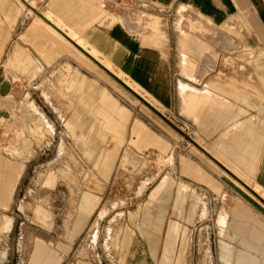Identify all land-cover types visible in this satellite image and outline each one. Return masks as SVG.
Returning <instances> with one entry per match:
<instances>
[{
  "label": "crops",
  "instance_id": "1",
  "mask_svg": "<svg viewBox=\"0 0 264 264\" xmlns=\"http://www.w3.org/2000/svg\"><path fill=\"white\" fill-rule=\"evenodd\" d=\"M19 2L0 0V12L9 21L6 26L0 20V49L23 9ZM41 15L57 27L38 16L36 27L29 25L22 38H35L39 53L30 57L27 50L34 48L28 45L11 63L27 73L29 65L35 66L43 79L55 72L60 77L69 69L63 94L73 106L67 127L80 158L62 147L68 159L49 171L44 183L55 185L60 178L71 192L72 184L87 188L72 200V211L66 214L65 242L36 235L28 264H59L98 205L121 142L115 135H126L129 120L126 109L107 93L113 79L140 95L135 93L145 116L154 112L150 120L155 125L146 118H132L121 164L132 163V146L168 149L186 190L198 193L202 203L212 199L219 209L231 208L241 223L242 249L234 254L235 264H264V219L249 211L264 204V0H44ZM226 56L234 65L237 58L241 64L245 60L246 66L231 69ZM97 97L103 103L96 108ZM10 99L8 85L0 77V107ZM5 117L0 113V121ZM166 126L174 130L169 137L163 136ZM7 127L13 156L0 153L1 207L9 205L23 164L20 158L29 152L24 137L39 138L43 133L39 117L26 125L16 116ZM173 187L171 175L161 176L144 200L136 224L156 264H185L184 228L167 217L170 201L172 209H180L185 197L181 188L173 192ZM43 202L51 203L50 196L39 197L32 209L45 221L51 210ZM9 223L7 218L2 229ZM175 239L180 240L177 256ZM121 241L128 249L125 264H152L142 252L143 244L127 228Z\"/></svg>",
  "mask_w": 264,
  "mask_h": 264
},
{
  "label": "rangeland",
  "instance_id": "2",
  "mask_svg": "<svg viewBox=\"0 0 264 264\" xmlns=\"http://www.w3.org/2000/svg\"><path fill=\"white\" fill-rule=\"evenodd\" d=\"M19 3L23 9L14 25L9 28V35L0 49V77L7 83L11 98L3 102L0 107V113L6 115L5 119L0 121V153L7 157L13 156L9 150L12 133L7 127L13 117L20 116L25 120L26 125L32 119L39 117L43 124V133L39 138L32 135L24 137L23 145L29 152L20 158L23 164L9 205L0 206V264H28L36 235L45 240L65 242V233L69 224L64 222L66 214L72 211L73 202L80 197L82 189L87 188L84 184L81 187L72 184L73 192H71L70 187L60 178L55 185L44 183L49 171H56L67 161V154L61 151L62 147L67 148L78 159L80 158L75 139L67 127L73 104L69 102V97L63 94L68 90L64 86V78L70 75L69 69H66V74L60 77L55 72L49 79H43L42 75L36 73L35 66L29 65L31 73H27L17 69L15 64L11 63L18 50L26 51V47L30 45L34 49L27 52L30 57H34L33 52L39 53L38 47L40 48L35 38L31 36L22 38V36L29 25L34 24L36 27L39 21L38 16H42L44 0H33V7H25L23 3ZM0 20L4 25H9L8 19L1 12ZM226 57L225 64L231 69L238 70L246 66L243 64L245 61L243 59L241 64L238 63L237 58L234 65L233 60ZM28 61L27 57L26 62ZM20 66L19 63L18 67ZM119 76L129 82L121 74ZM61 77L63 79L59 80ZM100 83L97 82L99 86H101ZM110 83L113 86L108 85L107 93L113 95L116 103L124 107L129 114L127 132L123 137L109 132L121 139L113 169L108 181L99 192V202L90 220L74 238L59 264H125V260L128 259L125 253L128 249L121 246L125 228L143 244V254L151 260L152 264H156L149 256L146 242L136 224L139 221L144 200L148 198L153 187L164 174L172 176L173 192L175 188H181L185 196L180 209H172L170 201L167 212V217L176 219L180 227L184 228L185 264H235L234 254L242 249L238 241V236L242 233L239 229L241 223L232 216L231 208L219 209L212 199L202 203L198 193L195 194L190 189L186 190L184 177L177 175L175 166L177 162L168 149L160 152L158 148L152 146L144 149L132 146L130 153L133 157L132 163L121 164L122 154L129 146L127 138L130 137L128 130L132 118L138 117L143 120L146 118L149 120V125H155L150 120V117H154V112L150 110L148 111L150 115L145 116L141 110L144 105L135 92L128 90L115 79L110 80ZM130 84L137 89L135 85ZM102 103V99L97 97L96 108ZM100 119L104 120L102 116ZM166 128L167 131H164L163 136L169 137L174 130L171 126ZM142 161L145 162L143 165L145 167L139 169L138 165ZM83 167H87L86 163ZM45 195L50 196L51 203L43 202V204L49 207L51 214L42 221L35 216L32 205L39 197ZM258 206L259 208L249 211L258 218L264 219V204ZM102 207L104 210L99 214ZM97 216V222L92 226ZM7 218L10 219L9 227L2 229V222ZM179 236H181L180 231ZM179 245L180 240L175 239L174 255L176 256ZM228 253L232 255H227Z\"/></svg>",
  "mask_w": 264,
  "mask_h": 264
},
{
  "label": "bare ground",
  "instance_id": "3",
  "mask_svg": "<svg viewBox=\"0 0 264 264\" xmlns=\"http://www.w3.org/2000/svg\"><path fill=\"white\" fill-rule=\"evenodd\" d=\"M21 3H23L24 4V6L26 7V6H30V7H33L32 6V2H27L26 0H19ZM49 15V14H48ZM43 19H45L47 22H49V24H50V26L51 25H53V26H56L53 22H51L49 19H47L44 15H42L41 16ZM57 21V20H56ZM56 23V22H55ZM57 24V23H56ZM57 27V26H56ZM59 28V27H58ZM60 29V28H59ZM67 32V31H66ZM72 39V38H71ZM93 54V53H92ZM96 54V53H95ZM109 67V66H108ZM111 69V68H110ZM114 72V71H113ZM130 86H131V84L130 83H128Z\"/></svg>",
  "mask_w": 264,
  "mask_h": 264
},
{
  "label": "water",
  "instance_id": "4",
  "mask_svg": "<svg viewBox=\"0 0 264 264\" xmlns=\"http://www.w3.org/2000/svg\"><path fill=\"white\" fill-rule=\"evenodd\" d=\"M128 86V85H127ZM129 87V86H128ZM130 88V87H129ZM132 91H134L132 88H130ZM135 92V91H134ZM138 96H140L137 92H135Z\"/></svg>",
  "mask_w": 264,
  "mask_h": 264
},
{
  "label": "built area",
  "instance_id": "5",
  "mask_svg": "<svg viewBox=\"0 0 264 264\" xmlns=\"http://www.w3.org/2000/svg\"><path fill=\"white\" fill-rule=\"evenodd\" d=\"M114 1L120 2V0H114Z\"/></svg>",
  "mask_w": 264,
  "mask_h": 264
}]
</instances>
